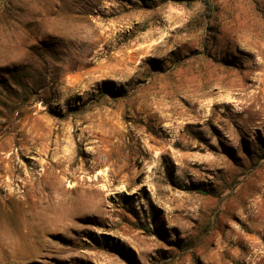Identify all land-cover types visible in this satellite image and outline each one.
Listing matches in <instances>:
<instances>
[{
	"label": "rangeland",
	"instance_id": "374dc122",
	"mask_svg": "<svg viewBox=\"0 0 264 264\" xmlns=\"http://www.w3.org/2000/svg\"><path fill=\"white\" fill-rule=\"evenodd\" d=\"M0 0V264H264V0Z\"/></svg>",
	"mask_w": 264,
	"mask_h": 264
},
{
	"label": "trees",
	"instance_id": "16d2710c",
	"mask_svg": "<svg viewBox=\"0 0 264 264\" xmlns=\"http://www.w3.org/2000/svg\"><path fill=\"white\" fill-rule=\"evenodd\" d=\"M205 5H206V8H207V15L210 16L213 12V7H212V4H211V1L210 0H202Z\"/></svg>",
	"mask_w": 264,
	"mask_h": 264
}]
</instances>
